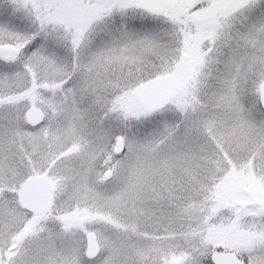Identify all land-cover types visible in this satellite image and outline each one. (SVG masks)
<instances>
[{"label": "snow or ice", "instance_id": "obj_1", "mask_svg": "<svg viewBox=\"0 0 264 264\" xmlns=\"http://www.w3.org/2000/svg\"><path fill=\"white\" fill-rule=\"evenodd\" d=\"M13 149L0 264H264V0H0Z\"/></svg>", "mask_w": 264, "mask_h": 264}, {"label": "rangeland", "instance_id": "obj_2", "mask_svg": "<svg viewBox=\"0 0 264 264\" xmlns=\"http://www.w3.org/2000/svg\"><path fill=\"white\" fill-rule=\"evenodd\" d=\"M169 118H171V111H169ZM27 141V138L24 139ZM18 141V139H17ZM18 143V142H17ZM14 149L4 152L0 150V172H2L6 165H12V155ZM167 176L156 175L147 184H142L139 191L135 193L136 200L133 206L134 211L142 214H149L151 210L161 206L162 200L158 197L157 192L160 191L161 185L168 180ZM179 191V189H177Z\"/></svg>", "mask_w": 264, "mask_h": 264}, {"label": "water", "instance_id": "obj_3", "mask_svg": "<svg viewBox=\"0 0 264 264\" xmlns=\"http://www.w3.org/2000/svg\"><path fill=\"white\" fill-rule=\"evenodd\" d=\"M42 113H43V110L42 109H39L38 106H37L36 110L33 113V121L36 122L39 119H42L43 118ZM38 194L39 195H43V192H40Z\"/></svg>", "mask_w": 264, "mask_h": 264}, {"label": "trees", "instance_id": "obj_4", "mask_svg": "<svg viewBox=\"0 0 264 264\" xmlns=\"http://www.w3.org/2000/svg\"><path fill=\"white\" fill-rule=\"evenodd\" d=\"M149 119H151V118H149ZM17 142L19 143V140ZM23 143L25 144V146H27V141L24 140ZM17 158H18L17 157V151L14 150L13 155H12V162L14 163Z\"/></svg>", "mask_w": 264, "mask_h": 264}]
</instances>
